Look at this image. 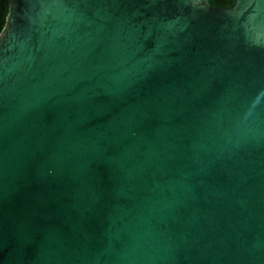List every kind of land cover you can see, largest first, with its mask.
I'll return each instance as SVG.
<instances>
[{"label":"water","instance_id":"1","mask_svg":"<svg viewBox=\"0 0 264 264\" xmlns=\"http://www.w3.org/2000/svg\"><path fill=\"white\" fill-rule=\"evenodd\" d=\"M0 264H264V0H6Z\"/></svg>","mask_w":264,"mask_h":264},{"label":"trees","instance_id":"2","mask_svg":"<svg viewBox=\"0 0 264 264\" xmlns=\"http://www.w3.org/2000/svg\"><path fill=\"white\" fill-rule=\"evenodd\" d=\"M209 2L211 4L222 5L229 3L230 0H209ZM5 12H6V0H0V27L2 25Z\"/></svg>","mask_w":264,"mask_h":264}]
</instances>
